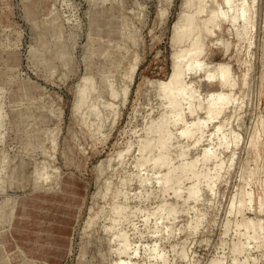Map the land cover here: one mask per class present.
<instances>
[{
	"label": "rangeland",
	"instance_id": "rangeland-1",
	"mask_svg": "<svg viewBox=\"0 0 264 264\" xmlns=\"http://www.w3.org/2000/svg\"><path fill=\"white\" fill-rule=\"evenodd\" d=\"M187 1L0 0V264H233L237 224L264 225V0Z\"/></svg>",
	"mask_w": 264,
	"mask_h": 264
},
{
	"label": "bare ground",
	"instance_id": "bare-ground-1",
	"mask_svg": "<svg viewBox=\"0 0 264 264\" xmlns=\"http://www.w3.org/2000/svg\"><path fill=\"white\" fill-rule=\"evenodd\" d=\"M192 2H193V0H188L187 1V4H188L189 7L192 5L191 4ZM252 4H253V2H252ZM246 6L247 7L245 8V6H244L242 8L243 10H241L240 12H242L241 13L242 14L241 17L244 18L243 25L245 24V26H249L248 27V29H249V28H251L250 25L252 23L253 17L250 15V13H251L250 8L248 9V5L247 4H246ZM248 11H249V13H248ZM247 13H248V15H247ZM237 16L239 17V15H237ZM238 17H237V19H238ZM241 17H239V18H241ZM181 18L182 19H180V20L183 21L182 24L175 26V29H174V31H175V33L178 36V39L180 41L182 40V38L185 39V37H189V35H191V33L196 29V26H197V22H196L197 19H196V12L195 11H190V12H188V14L183 15V17H181ZM181 21H180V23H181ZM232 22H234L233 24H235L236 21H233L232 20ZM198 25H199V23H198ZM244 33H246V31ZM246 35H248V34H246ZM196 39L197 40L194 39L193 43L191 42V44L189 45L188 49H186V50H180L178 53H176V55L174 54L175 55V60H174V64H173L174 65V74H176L175 72H179L180 71L182 65L187 60L186 58L188 56H190L192 53H194L198 49V47H199V40H198V38H196ZM179 40H177V41H179ZM224 68H225V72L223 71L224 72V75L223 76L225 77L224 78L225 82L223 83V85L224 84L227 85L226 83L229 82V78L227 80V77H229V75L227 76V74L229 73V71L227 70L226 67H224ZM222 79H223V77H222ZM221 86H222V84H221ZM0 121H1V117H0ZM186 133L189 134L188 131ZM259 133L261 135H259ZM262 134H264V120L260 118L257 121L256 128L253 131L252 137L249 140V150H252V149L256 148L255 146H256L257 143H259ZM227 146L229 147V145H227ZM262 146H263L262 151L259 154H255L256 159H257V163H258L257 164V171H259L260 169H264V163L260 162V160H263V158H264V143H263ZM204 156H205V158H204L205 162H209L212 159V157L216 158L215 155L211 154L209 151L206 154L204 153ZM161 163L162 164H166L167 163L166 159H163L162 158V162ZM193 164H195V163H191V167L189 166V171L192 170V167H195V166H193ZM219 165L220 166H219L218 175H219V177H221V175L219 173H221L225 169L224 161H222ZM193 171H194V169H193ZM257 171L255 170L254 172H251L249 174L250 175L249 178L250 179L251 178H254V180H256V183H259V186L264 189V184H261L262 182L260 183V181H258L257 179H255L256 178V174L258 173ZM219 177H217V178H219ZM171 180L172 179H171V176H170V179L168 180V182L171 181ZM200 180H201V182H203L202 179H200ZM199 183H200V181H199ZM167 185H166V188H167ZM198 186L197 187L194 186L195 188L192 187L193 189H191V193H190V196L192 198H196L197 192L199 190L198 189ZM168 188H169V186H168ZM243 191H244L243 188H240L232 196V198L230 200L231 204H230V207H229V214H234L235 217H237V215H239V214H241L243 212L242 211V207L244 206V204L246 203V201L252 202L253 199H254L251 194H248L247 196H244V193L245 192H243ZM261 195H262V198H261ZM261 195H260V198H259L260 200L258 199L259 201H261L260 202V206H261L260 212H264V194H263V192H262ZM161 208L163 209V207H160L159 210H161ZM113 211H114V215L115 216H118V215H120L122 213L123 210L121 211V209H116V210L114 209ZM261 222L260 223H257V222H255L253 220H245V219H243V221L241 223L237 224L238 229H240L239 236H240V239L241 240L238 243L234 244V246L232 248V253L234 255L233 264H241V262L238 260V256H240L244 252V250L247 249L250 246L251 243H255V244H259L260 243V240L262 238V235L264 236V225L261 224ZM114 223L116 225V222H114ZM90 224H93V220H92V223H90ZM113 224H112L111 228H109L110 231L112 229H114V226L115 225L113 226ZM228 231H229L228 224H226L225 233H228ZM262 231H263V233H262ZM121 237H122L121 238L122 239V241H121L122 242V246L120 248V256H121V254H125V255L128 254V251H129L128 250L129 249V243H128L129 241H128V238L125 235H122ZM242 240H243V242H241ZM153 253H155V248H152L151 251H150V254L151 255ZM185 253L183 251V255L182 254L181 255L184 256ZM130 257L131 256H129V254H128V260H129ZM185 257H187V256H185ZM160 258H162L164 260V257L162 255H160ZM125 260H121L119 262L117 261L116 264H125ZM212 264H223V261L221 259L220 260L219 259H217V260L215 259V261H213ZM252 264H257V259H253Z\"/></svg>",
	"mask_w": 264,
	"mask_h": 264
}]
</instances>
